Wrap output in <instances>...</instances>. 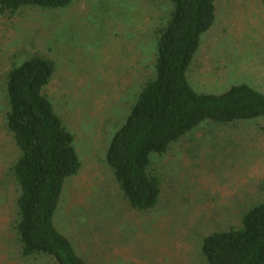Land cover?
<instances>
[{"label": "rangeland", "instance_id": "374dc122", "mask_svg": "<svg viewBox=\"0 0 264 264\" xmlns=\"http://www.w3.org/2000/svg\"><path fill=\"white\" fill-rule=\"evenodd\" d=\"M164 0H82L62 10L0 12V264H55L23 258L15 224L20 156L6 123V75L31 56L55 64L46 93L75 137L80 173L67 181L55 215L87 264H206L203 238L238 226L264 199V121L201 124L168 155L153 156L161 200L134 211L106 163L107 149L137 95L154 76L155 29ZM189 74L200 93L247 84L264 93V0H221Z\"/></svg>", "mask_w": 264, "mask_h": 264}, {"label": "trees", "instance_id": "16d2710c", "mask_svg": "<svg viewBox=\"0 0 264 264\" xmlns=\"http://www.w3.org/2000/svg\"><path fill=\"white\" fill-rule=\"evenodd\" d=\"M78 1L0 0V12L27 7L62 10ZM164 1L171 11L167 23L154 31V76L137 95L106 154L120 192L138 213H151L160 204L154 155H168L205 122L235 126L264 121V93L250 85L206 94L189 81L201 39L216 24L221 0ZM54 74L51 60L31 56L6 75V123L20 152L11 166L19 187L15 230L23 258L87 264L55 224L65 185L80 173L82 162L74 135L46 93ZM261 187L264 191V183ZM201 254L206 264H264V199L243 214L238 226L206 235Z\"/></svg>", "mask_w": 264, "mask_h": 264}]
</instances>
